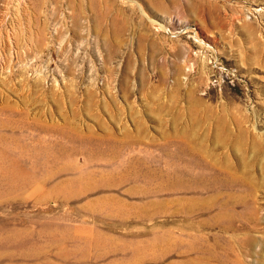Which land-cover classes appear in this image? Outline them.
Returning <instances> with one entry per match:
<instances>
[{
	"label": "rangeland",
	"instance_id": "obj_1",
	"mask_svg": "<svg viewBox=\"0 0 264 264\" xmlns=\"http://www.w3.org/2000/svg\"><path fill=\"white\" fill-rule=\"evenodd\" d=\"M0 264H264V0H0Z\"/></svg>",
	"mask_w": 264,
	"mask_h": 264
}]
</instances>
